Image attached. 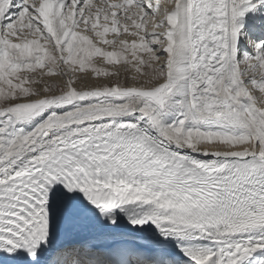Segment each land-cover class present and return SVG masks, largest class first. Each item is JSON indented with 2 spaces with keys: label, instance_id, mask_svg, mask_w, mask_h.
Segmentation results:
<instances>
[{
  "label": "snow or ice",
  "instance_id": "obj_1",
  "mask_svg": "<svg viewBox=\"0 0 264 264\" xmlns=\"http://www.w3.org/2000/svg\"><path fill=\"white\" fill-rule=\"evenodd\" d=\"M0 264H264V0H0Z\"/></svg>",
  "mask_w": 264,
  "mask_h": 264
}]
</instances>
